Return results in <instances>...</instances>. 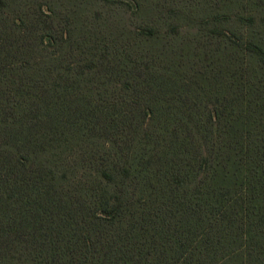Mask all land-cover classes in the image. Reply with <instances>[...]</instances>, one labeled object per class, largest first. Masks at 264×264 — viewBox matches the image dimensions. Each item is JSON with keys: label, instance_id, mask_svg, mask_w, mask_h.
<instances>
[{"label": "trees", "instance_id": "trees-1", "mask_svg": "<svg viewBox=\"0 0 264 264\" xmlns=\"http://www.w3.org/2000/svg\"><path fill=\"white\" fill-rule=\"evenodd\" d=\"M0 264H264V0H0Z\"/></svg>", "mask_w": 264, "mask_h": 264}]
</instances>
